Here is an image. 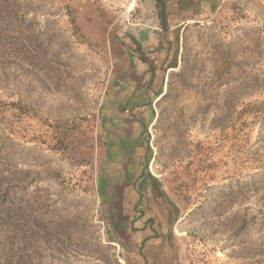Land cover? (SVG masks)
Masks as SVG:
<instances>
[{"label": "rangeland", "instance_id": "rangeland-1", "mask_svg": "<svg viewBox=\"0 0 264 264\" xmlns=\"http://www.w3.org/2000/svg\"><path fill=\"white\" fill-rule=\"evenodd\" d=\"M162 1L0 0V264H141L125 205L146 211L152 183L176 210L159 262L264 264V0L178 35Z\"/></svg>", "mask_w": 264, "mask_h": 264}, {"label": "crops", "instance_id": "crops-1", "mask_svg": "<svg viewBox=\"0 0 264 264\" xmlns=\"http://www.w3.org/2000/svg\"><path fill=\"white\" fill-rule=\"evenodd\" d=\"M167 19L169 22L174 23V28H180L191 23H199L202 21L210 20L217 13L220 0H164ZM146 61V60H145ZM148 62H142L141 65H136L135 72L140 76L136 88H134L127 97L129 103L126 112L130 113L133 117L136 114V119L130 122L121 139H125L131 145V163L135 164L134 156L139 154L141 134L138 133V128L134 125L142 123L140 117H147L149 107H151L154 96L152 89L147 85V78L153 74L152 71H146ZM158 74V73H157ZM159 94V93H158ZM157 94V95H158ZM139 112H142L141 114ZM134 123V124H132ZM137 129V130H136ZM138 135V136H137ZM132 172V171H131ZM133 174L138 171L133 169ZM132 184H130L131 186Z\"/></svg>", "mask_w": 264, "mask_h": 264}, {"label": "flooded vegetation", "instance_id": "flooded-vegetation-1", "mask_svg": "<svg viewBox=\"0 0 264 264\" xmlns=\"http://www.w3.org/2000/svg\"><path fill=\"white\" fill-rule=\"evenodd\" d=\"M138 173L140 176L135 179L133 183H130L132 184L131 186L130 184L124 186V189H129L128 192H133L137 195V197H140L141 194H144V189H141L143 188L141 187V182L144 178H146V171L141 170ZM148 191L150 199H147L146 203H144V206L147 208L146 211L140 210L141 206L138 202L139 199L136 201L127 200L125 209H127L128 213L130 214L132 212V214L140 215L139 219L136 221L135 219L129 218L130 220L127 227L135 234H140L141 242L138 245L141 247L139 252L142 260L141 264H167L159 262V259L162 261L163 257L167 254L166 251L170 252L169 250H172V246L170 244V230L172 229V225L176 217V210L174 205L163 195L162 190L155 184L152 183L151 189ZM146 192L147 191H145V194ZM137 224H140L141 227H136ZM165 238L168 246H163L159 253L153 252L155 246L151 249V253L147 251V247L150 243H153L155 240L160 241Z\"/></svg>", "mask_w": 264, "mask_h": 264}, {"label": "trees", "instance_id": "trees-1", "mask_svg": "<svg viewBox=\"0 0 264 264\" xmlns=\"http://www.w3.org/2000/svg\"><path fill=\"white\" fill-rule=\"evenodd\" d=\"M154 1H156L158 5H164V3H163L162 0H154ZM180 29H181V27L177 29V30H178V31L176 32L177 35H178ZM131 38H132V40L135 42V44L141 48V44L137 41V39H136L134 36H131ZM178 38H179V36H176L177 41H178ZM130 55H131V56H134V53H133L132 51H130ZM140 60H141L142 62H147V61H144V60L141 59V58H140ZM176 65H177V62L175 61V63H173V66H170L169 68H176V67H177ZM158 96H161V93H159Z\"/></svg>", "mask_w": 264, "mask_h": 264}]
</instances>
